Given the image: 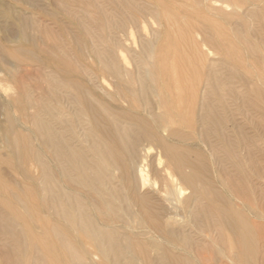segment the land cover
<instances>
[{
    "label": "bare ground",
    "instance_id": "1",
    "mask_svg": "<svg viewBox=\"0 0 264 264\" xmlns=\"http://www.w3.org/2000/svg\"><path fill=\"white\" fill-rule=\"evenodd\" d=\"M134 1L123 0V7L133 13L118 25L108 61L97 54L102 72L94 78L100 94L85 91L71 68L65 79L63 65L53 60V74L74 92L48 102L45 122L27 119L29 101L20 86L5 80L8 70L0 68V96L6 99L4 136L10 144L7 163L16 160L18 175L31 182L33 159L45 163L46 215L39 218L32 209L41 233L26 224V237L46 255L45 264H104L97 253H108L117 264H255L260 224L254 221L264 217L245 212L222 192L206 155L194 147L186 130L196 126L207 71L216 64L212 58L245 68L264 83L263 74L245 66L244 40L238 32L245 27L242 15L253 16L250 10L258 2L137 0L139 8H134ZM81 10L98 28L109 22L107 12L94 16V11ZM148 21L158 30L141 50L130 51L134 34H145ZM74 27L80 28L77 23L65 25L73 33ZM18 29L24 41L36 46L40 37L34 28L21 21ZM3 52L11 58L23 54L38 68L46 67L32 49ZM107 73L110 83L103 77ZM4 87L17 93L6 94ZM12 108L18 117L11 115ZM40 129L44 147L36 153L33 140ZM0 190H12L1 177ZM19 196L33 205L36 193L25 185ZM120 208L125 218L118 216ZM17 218L24 221V216ZM49 221H69L86 234L75 237L69 228L58 232ZM116 221L137 223L117 236L113 232H121ZM196 221L206 230L195 234V240L190 234ZM48 229L58 234L59 249L50 244ZM182 240L189 245L181 246ZM124 256L129 258L126 263Z\"/></svg>",
    "mask_w": 264,
    "mask_h": 264
},
{
    "label": "rangeland",
    "instance_id": "2",
    "mask_svg": "<svg viewBox=\"0 0 264 264\" xmlns=\"http://www.w3.org/2000/svg\"><path fill=\"white\" fill-rule=\"evenodd\" d=\"M256 2L257 7L250 10L253 16L242 15V24L245 27L238 28V32L244 40L245 66L253 67L264 75V0ZM123 3V0H0V68L5 67L8 70L9 73L4 72L8 75L5 80L15 87L20 86L25 101H29L27 119L38 118L45 122L48 102L64 92H74L65 81L60 83L61 80L53 74L51 65L55 59L66 70L65 79L71 76V68L74 70L72 76L81 78L85 91L100 94L94 78L102 72V63L97 54H104L108 61L115 41V32L119 31L118 25L127 15L133 13V9L124 8ZM133 7L139 8V1H134ZM246 7L248 5L244 6L245 9ZM81 8L88 13L94 11V16L98 12H107L109 22L106 27L98 28L94 23H90ZM21 21H24L29 29L34 28L35 34L40 37L33 48L22 39L18 29ZM74 23L80 26L73 28L74 33L65 29V25L74 26ZM157 30L156 23L148 21L145 34H134L135 45L130 51L141 50L144 41H149L150 34ZM72 37L76 40L75 45L72 43ZM18 47L39 53L46 67L38 68L37 63L23 54L11 58L3 52L4 49L14 50ZM211 63L216 64L212 70L207 71L205 100L199 101L194 115L196 126L194 130H186L190 137L186 133L185 135L194 141V147H199L206 155L217 182L221 183L222 192L229 199L235 200L233 203L236 206H242L245 212L250 213L251 210L264 217V83L249 75L245 68L236 67L230 61L212 58ZM103 77L106 83H110L109 73ZM6 88L2 89L6 90V94L17 93L16 88ZM4 99L1 95L0 177L12 190H0V264H45L46 255L35 243L29 242L23 227L28 224L35 233H41V228L37 221L33 220L31 211L35 208L39 218L46 215L45 163L42 158L40 162L36 158L33 159V182L18 175L16 160L7 163L10 159V144L4 136ZM55 107L60 108V101L55 103ZM10 113L14 118L18 117L13 108ZM32 129L36 130L35 127ZM33 144L36 153H42L44 138L41 129ZM25 185L36 193L33 205L20 199L19 194ZM17 215L24 216V221L18 219ZM118 216L125 218L122 208L118 210ZM49 222L57 226L54 230L58 232L62 228H69L75 237L81 233L86 234L81 228L76 230L69 221ZM254 222L260 224L256 232L255 264H264V221ZM135 223L137 221H116V228L121 233L113 234L121 236L123 229ZM205 230L204 224L196 221L194 231L190 234L191 239L196 240L195 234H202ZM47 232L50 244L59 249L58 234L49 229ZM181 243V246L189 245L188 241L182 240ZM190 254L194 255V252ZM97 258L104 264L118 263L108 253H97ZM128 259L124 256L122 262L126 263ZM220 261L224 262V258L221 257Z\"/></svg>",
    "mask_w": 264,
    "mask_h": 264
}]
</instances>
